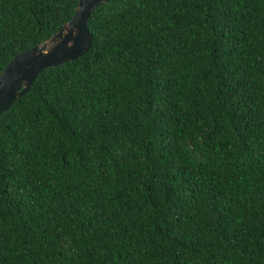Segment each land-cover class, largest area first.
I'll return each instance as SVG.
<instances>
[{
    "label": "trees",
    "instance_id": "obj_1",
    "mask_svg": "<svg viewBox=\"0 0 264 264\" xmlns=\"http://www.w3.org/2000/svg\"><path fill=\"white\" fill-rule=\"evenodd\" d=\"M79 0H0V73ZM81 56L0 113V264H264V0H108Z\"/></svg>",
    "mask_w": 264,
    "mask_h": 264
},
{
    "label": "water",
    "instance_id": "obj_2",
    "mask_svg": "<svg viewBox=\"0 0 264 264\" xmlns=\"http://www.w3.org/2000/svg\"><path fill=\"white\" fill-rule=\"evenodd\" d=\"M79 0L77 7L56 33L45 41L16 54L0 73V113L24 94L43 69L83 55L91 45L86 22L101 2Z\"/></svg>",
    "mask_w": 264,
    "mask_h": 264
}]
</instances>
